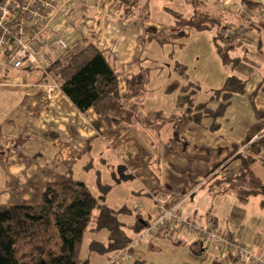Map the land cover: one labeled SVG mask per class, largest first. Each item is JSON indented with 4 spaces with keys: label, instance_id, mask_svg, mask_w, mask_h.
<instances>
[{
    "label": "crops",
    "instance_id": "crops-1",
    "mask_svg": "<svg viewBox=\"0 0 264 264\" xmlns=\"http://www.w3.org/2000/svg\"><path fill=\"white\" fill-rule=\"evenodd\" d=\"M196 1L201 3L197 5ZM206 2L216 5L207 8ZM139 3V12L127 20L121 18L120 0H57V12L42 32L50 42L63 37L69 46L77 42L94 43L109 53L118 75L120 71L126 72L127 79L149 58L145 55V46L154 39L145 40L148 37L146 27L153 28V34L163 28L172 31L179 29L175 27L176 18L169 12L174 10L185 17L194 16L204 20L209 27L205 31L190 29L183 45L178 42L180 47H184L197 33L199 36L195 38L209 41L213 31L220 33L219 30L224 29L220 34L229 36L230 41L223 42L222 46H234L230 54L240 58L236 66L227 64L224 73L248 79L246 92L232 95L225 115L217 118L219 127L215 130L211 128V118L202 121L200 125L203 129L192 128L190 125L193 124H189L192 121L187 120L183 131L187 135L183 133L185 138L182 136V140L194 142L196 148L193 149L191 145L184 146V149L181 145L174 148L159 146L154 151L149 146L143 147L145 143L142 137L134 136L130 129L123 126L114 128L109 124V117L119 119L126 116L124 108L130 101L135 102L138 95L125 100L127 98L120 91L121 96L106 99L96 107L81 112L45 70L47 65L41 68L2 67L0 155L4 166L0 162V193L6 195L8 200L0 198V206L16 204L11 203L9 198L12 195L6 185L7 173L23 179L21 199L35 197L37 203L41 201L48 182L73 177L75 169L85 173L95 169V185L97 172L102 182L106 183L101 167L104 165L110 169L112 165L105 156L104 148L113 144L114 156L122 164L119 166L124 180H131L128 175L130 170L133 177H137L132 178L137 186L132 185L125 190L129 196L127 203L113 200L109 204L108 195L115 185L106 183L111 185L106 196L107 205L114 210H126L115 218L106 219L110 232L115 227L120 229L123 226L142 232L158 216L161 205L168 206L187 197L183 209L186 215L201 225H211L222 232L238 230L250 243L252 252L264 254V194L251 195L246 202H242L232 189L216 188L213 183L220 178V168L213 169L226 158L225 163L230 162V172L240 167V161L234 158L237 152L231 154V151L234 145L242 146V150L247 133L255 122L249 95L259 82H263V87L253 102L256 107L264 109V29L261 26L264 19L256 17L262 8L249 9L242 0H140ZM250 15L256 19L250 22L247 32L241 36L236 31ZM213 37L211 43L216 50ZM55 55L53 60L62 54ZM152 60L157 62V59ZM175 61L186 65L189 78L193 81L189 63L183 59ZM220 101H213L211 107L216 108ZM20 137H24V140L20 141ZM155 152L156 164L160 166L156 167L158 170L149 165ZM97 156L103 164L100 168H96L94 163ZM254 167L264 181V167L260 162ZM116 183L120 184L119 181ZM3 201L8 203L5 205ZM113 219H116V223ZM152 233L157 237L167 235L157 230ZM188 236L194 255H210L211 260L207 262L204 258L203 264H211L216 258L223 264H249L247 258L238 259L230 252L208 248L197 235ZM131 248V241H125L124 252H129Z\"/></svg>",
    "mask_w": 264,
    "mask_h": 264
},
{
    "label": "trees",
    "instance_id": "trees-1",
    "mask_svg": "<svg viewBox=\"0 0 264 264\" xmlns=\"http://www.w3.org/2000/svg\"><path fill=\"white\" fill-rule=\"evenodd\" d=\"M122 3L121 18L130 20L140 9V0H120ZM249 9L264 10V3L255 0H242ZM169 12L176 18L175 27L170 30L163 28L154 34L151 27H146L148 39L179 42L183 45L188 38L190 29L209 30L204 20L194 16L185 17L174 10ZM264 19V16L261 20ZM264 29V21L261 22ZM230 41L229 36L218 34L213 37L217 53L222 62L236 66L239 56H232L230 49L219 42ZM144 58L141 60L143 61ZM163 68L159 64L142 65L138 71L126 79L124 98H132L148 89L154 69ZM49 75L58 83L64 94L81 112L96 107L108 98L120 95L119 75L109 53L101 50L90 42H77L45 67ZM173 71L179 76L172 80L166 92H178L176 105L190 121L201 124L205 118H211V128L219 127L217 118L225 115L230 99L234 93H245L248 79L236 74L229 75L222 87L213 91L208 101H198L196 95L199 86L189 78L187 67L175 61ZM263 87L259 82L249 97L253 106L255 122L251 125L242 150L234 145L231 154L240 161V167L230 172V162L225 161L213 169L218 171L220 178L213 183L216 188L232 189L240 201L246 202L251 195L264 194V181L254 167L257 162L264 167V109L254 105V98ZM221 99L216 108L211 103ZM256 136V137H255ZM253 139V140H252ZM20 141L24 137L19 138ZM1 165L4 161L1 159ZM7 187L13 198L19 202L13 205L0 206V264H86L81 258L80 248L85 232L88 230L99 211L100 218H115L125 212V208L114 210L106 203V196L111 189L110 184L103 183L97 172L99 194L95 195L83 180L69 177L68 179L48 182L41 197L35 205H26L21 201L24 181L14 174L7 173ZM97 241L94 240V244ZM98 243V242H97ZM211 264H223L218 258Z\"/></svg>",
    "mask_w": 264,
    "mask_h": 264
},
{
    "label": "rangeland",
    "instance_id": "rangeland-1",
    "mask_svg": "<svg viewBox=\"0 0 264 264\" xmlns=\"http://www.w3.org/2000/svg\"><path fill=\"white\" fill-rule=\"evenodd\" d=\"M262 1L264 2V0ZM195 3L199 5L201 1H196ZM210 3L206 2L207 8L216 5ZM219 31L223 33L224 29L221 28ZM212 33L214 34L211 35L209 41L201 40L198 37L195 38L199 36L197 35L199 33H197L187 41L184 47H180L176 41L163 43H160L156 39L152 42L149 41L145 46V55H148L149 58L144 66L159 64L163 68L160 71L158 68L154 69L148 89L140 93L136 97L135 102L130 101L128 106L124 108L126 116L119 119L109 117L111 127L119 128L123 126L130 129L134 136L142 137L145 143L142 144L143 147L149 146L154 151L159 146L174 148L177 145H181L184 149V146L188 147L191 145L193 149L194 147L196 148L194 142L182 140V136L184 137V134L187 135V132L183 131L187 126L186 122H188V119L177 108L176 99L178 92L168 94L166 88L172 80L179 78L176 72L173 71L175 59H183L189 63L191 77L199 86V91L196 95L198 101H208L213 91L222 87L223 82L229 74L224 73L226 65L222 63L213 43H211V38L220 33L215 31ZM219 42L223 43L220 40ZM153 58L157 59V62L152 60ZM125 79L126 72L120 71V91L123 94L126 91ZM109 99L111 100L112 98ZM189 124H193L190 125L192 128L198 127L203 129L200 124L194 122H190ZM171 133L172 136H170ZM104 151L105 156H108V159H110L112 167L110 169L106 168L107 166L99 162L98 156L97 158L95 157L94 163L97 165L96 168H100L103 165L101 171L104 176V182L115 185L108 195L107 203L112 204L113 200H116L117 203H127L126 201H128L129 196L125 194V190L132 185L137 186L135 181H132V178L135 179L137 177H133L129 170L131 175H128L131 180H124L119 166L121 163L114 156L115 146L113 144L105 147ZM153 157L154 159L151 160L149 165L151 168H156L159 166V164H156L157 152L153 154ZM111 171L113 172L111 173ZM113 173L115 174L113 175ZM110 175L112 179H110ZM73 177L84 180L92 193L95 195L99 194V190L95 185V169L90 171V173L75 169ZM118 181L120 184L116 183ZM135 197L138 198L137 195ZM0 198L8 200L3 193H0ZM9 198L12 200L11 203L19 202L13 197L9 196ZM21 201L33 204L38 202L35 197H22ZM7 203V201L4 202L5 205ZM95 214L91 225L85 232L80 248L81 258L86 264H203L204 258L207 262L211 260L210 255H194L191 248L190 236L187 234L174 236L164 234L166 237H157L153 233L145 234V230L141 232V230L129 229L126 226L120 227V229L115 227L110 232L107 220L96 217L99 216V211H95ZM116 219H113L115 223ZM94 240L98 243L94 244ZM125 241H131L132 248L129 252H124Z\"/></svg>",
    "mask_w": 264,
    "mask_h": 264
},
{
    "label": "built area",
    "instance_id": "built-area-1",
    "mask_svg": "<svg viewBox=\"0 0 264 264\" xmlns=\"http://www.w3.org/2000/svg\"><path fill=\"white\" fill-rule=\"evenodd\" d=\"M57 8V0H0V69L41 68L50 64L56 53L62 54L69 48L63 37L50 42L42 32ZM263 16L264 10L260 9L256 17ZM256 17L250 15L236 33L244 35ZM186 198L182 197L168 206L161 205L158 216L145 227L144 233L157 230L169 236L197 235L208 248L230 252L238 259L247 258L249 264H264V254L252 252L250 243L240 231L222 232L214 226L201 225L186 215L183 211Z\"/></svg>",
    "mask_w": 264,
    "mask_h": 264
}]
</instances>
